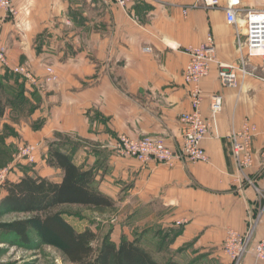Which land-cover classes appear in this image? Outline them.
<instances>
[{"label": "crops", "instance_id": "1", "mask_svg": "<svg viewBox=\"0 0 264 264\" xmlns=\"http://www.w3.org/2000/svg\"><path fill=\"white\" fill-rule=\"evenodd\" d=\"M219 1L226 7L231 0ZM232 2L238 15L264 10V0ZM192 3L132 0L122 9L112 0H12L16 16H1L0 47L6 50L8 67L0 64V75L23 65L40 82L24 79L27 94L35 92L39 97L37 109L27 120L31 132L27 137L42 143L62 134L78 144L74 163L94 169L99 191L129 209L121 232L125 237L126 222L143 226L139 234L153 230L145 234L151 233V240L144 241L153 249V233L167 231L171 233L167 251L175 260L206 258L231 264L221 251L228 230L246 233L264 202L254 187H240L236 182L228 135L245 120L256 125L251 176L263 186L258 178L264 149L263 82L248 76L236 88L224 87L217 65H212L200 84L204 94L200 111L209 118L213 94L222 97V110L216 128L202 142L206 163L143 164L115 151L120 135L160 138L178 150L179 116L191 112L190 88L183 79L188 48L211 36L219 62L231 64L238 59L235 28L227 24L224 10L190 8ZM250 62L256 66L259 60ZM48 66L58 83L43 88ZM37 121L42 125L34 131L31 123ZM33 171L29 174L55 182L61 179L60 171L48 167L44 159ZM17 174L13 181L22 176ZM150 220L158 221L157 225L146 226ZM262 238L264 211L251 243ZM240 264L264 262L248 253Z\"/></svg>", "mask_w": 264, "mask_h": 264}, {"label": "built area", "instance_id": "2", "mask_svg": "<svg viewBox=\"0 0 264 264\" xmlns=\"http://www.w3.org/2000/svg\"><path fill=\"white\" fill-rule=\"evenodd\" d=\"M117 6L125 9L132 0H112ZM192 1L190 8L223 9L226 15V22L235 28L236 46L239 53L238 59L231 64H223L216 59L213 38L208 36L206 41L197 47L187 49L189 61L183 72V79L189 86V99L191 112L183 113L179 116L182 127V139L178 150L174 151L167 147L158 138L142 137L131 139L120 135L117 139L115 151L121 157H130L143 164L156 162L173 166L176 161L187 162H208V156L202 147V142L212 128H216L217 115L222 110V97L213 94L210 98L209 118H203L200 108L204 99L201 89V81L206 78L212 65L218 67V80L224 87H238L242 78L253 77L264 83V10H247L238 15L234 9L232 0L223 7L219 0H187ZM186 14L187 10L184 9ZM17 12L12 5V0H0V23L1 16H16ZM5 48L0 47V64L3 68L8 67L5 55ZM145 52H150V48H145ZM257 58L259 63L255 66L250 62ZM47 75L43 77V84L53 85L56 77L52 73L51 67H46ZM10 71L21 76L28 82L35 83L37 80L24 66H18ZM257 127L252 122L245 120L239 128H234L228 135L230 153L235 166V180L239 186L248 185L256 190L259 199L264 202V149L262 150L259 181L263 186H258L252 178L254 161L253 141L257 135ZM39 146L26 148L20 158L26 163L34 164L38 159ZM6 171V170H5ZM2 171L0 182L5 181L6 172ZM264 211V204L257 219L253 222L249 230L240 234L234 230H228L222 243L221 251L230 260L231 264H240L243 257L252 253L256 260L264 261V238L251 243L252 236Z\"/></svg>", "mask_w": 264, "mask_h": 264}, {"label": "trees", "instance_id": "3", "mask_svg": "<svg viewBox=\"0 0 264 264\" xmlns=\"http://www.w3.org/2000/svg\"><path fill=\"white\" fill-rule=\"evenodd\" d=\"M38 105L39 97L35 92L27 94L21 76L8 70L0 75V117L9 111V115H23L28 120ZM41 125V121L31 123L33 130ZM55 135L59 138L48 144L43 159L48 167L60 171V181L30 175V170L22 171L16 181L5 180L1 187L5 194L0 198V214L8 212L25 218L11 223L0 222V235H10L17 242L27 243L29 232L37 224L58 240L62 257L69 264H181L167 251L170 232L155 231L151 242L153 249H150L143 235L153 230L136 234L131 240L125 235L115 240L111 230L101 236L91 228L76 230L64 219V207L104 210L114 208L116 202L96 187L94 169L74 163L78 144L67 140L68 136Z\"/></svg>", "mask_w": 264, "mask_h": 264}, {"label": "rangeland", "instance_id": "4", "mask_svg": "<svg viewBox=\"0 0 264 264\" xmlns=\"http://www.w3.org/2000/svg\"><path fill=\"white\" fill-rule=\"evenodd\" d=\"M23 66V65H22ZM30 72L27 66H24ZM50 67V66H48ZM46 69V68H45ZM53 70V69H52ZM45 75L48 71L45 70ZM56 77L53 86L58 83V76L52 71ZM44 75V76H45ZM43 76V77H44ZM23 79V78H22ZM42 82V81H41ZM38 83V81H37ZM40 84V82L38 83ZM43 88L47 87L45 84H41ZM6 112L0 117V175L2 171L6 172L5 180H12L17 178L18 172L30 170L33 171V167H36L43 160V150L46 144L57 140L59 137L56 135L53 138L44 139V142L31 141L27 136L31 133L26 125L27 119L23 116L8 115ZM33 129V128H32ZM36 131V130H34ZM125 136V135H123ZM128 137V136H126ZM156 138L151 136H143ZM130 138V137H129ZM142 138V137H140ZM71 140L67 138V140ZM135 139V138H131ZM139 139V138H136ZM160 139V138H158ZM162 140V139H161ZM163 141V140H162ZM44 144V146H43ZM30 146H39L38 159L34 164L26 163L22 160L19 154L26 151V148ZM39 173V172H38ZM37 174V173H36ZM56 175H53L55 179ZM1 180V179H0ZM3 181L0 182V198L3 197L5 192L2 190ZM63 217L69 223H71L76 230H83L85 228H91L98 235H104L111 230L114 239L118 240V237L123 235L121 232L124 225V217L128 214V208H121L119 203L112 209L96 210L92 208H83L79 206H70L62 208ZM137 214H134L136 216ZM25 217L20 214H13L8 212H2L0 214L1 223H11ZM136 220V219H135ZM158 221H149L147 225L156 226ZM129 227L126 230L128 238H134L136 234H139V230L143 226H136L126 222ZM145 226V225H144ZM141 231V230H140ZM151 234V233H150ZM150 234L144 235L143 240H151ZM181 257V256H180ZM160 259V257H157ZM259 261V260H257ZM181 264H223L218 261H209L206 258L186 259L183 258L179 261ZM264 262V261H260ZM0 264H69L62 257L61 245L56 238L43 231L39 225L34 224V228L29 232V241L27 243L17 242L13 236L0 235Z\"/></svg>", "mask_w": 264, "mask_h": 264}]
</instances>
